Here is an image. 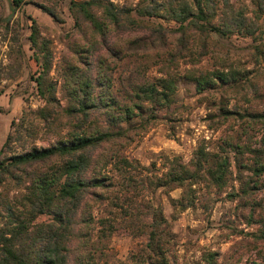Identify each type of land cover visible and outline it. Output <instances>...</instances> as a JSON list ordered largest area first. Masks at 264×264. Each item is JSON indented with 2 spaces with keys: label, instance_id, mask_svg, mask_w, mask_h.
I'll return each mask as SVG.
<instances>
[{
  "label": "rangeland",
  "instance_id": "1",
  "mask_svg": "<svg viewBox=\"0 0 264 264\" xmlns=\"http://www.w3.org/2000/svg\"><path fill=\"white\" fill-rule=\"evenodd\" d=\"M10 1L0 0V133L3 134L0 148L6 133L11 132L13 137L7 147H3L2 154L19 152L30 145H49L75 129L73 124L79 122L80 116L65 111L72 102L70 84L66 82L68 75L71 79L79 74L91 79V95L99 105L88 108L90 121L86 125L93 122L107 125L110 115L117 117L122 105L103 106L100 97L113 93L119 103L132 106L134 98L124 89L130 90L129 70L138 62L146 77L164 76L162 64L155 59L159 54L166 55L167 51L179 53L176 63L169 68L174 88L168 102L152 105L143 102L138 109L133 107L130 118L114 124L125 131V136L113 137L91 150L96 165L94 168L92 165L86 175L115 150L134 158L143 173H160L168 158L176 156L178 161L187 162L198 143L215 147L227 123L207 125L210 113L215 115L218 106L235 104L240 108L264 109V14L256 0H216L217 14L226 13L228 19L234 15V21L241 20L242 26L223 36L191 26L186 30L185 48L178 40V32L164 31L158 38L148 27L161 24L172 28L177 26L176 21L133 11L136 2L146 0H111L118 6L131 7L130 15L141 22L120 18L117 24L105 25L103 37L85 20L80 21L79 28L75 26L70 9L74 0H23L14 8ZM42 5L53 9L58 18L45 12ZM30 19L35 20L39 36L48 39L51 51L50 68L41 82L45 97L40 95L35 81L41 67L34 60L27 38ZM218 19L216 16L213 21L218 22ZM5 21H9L7 29ZM137 36L151 41H138L136 47H130L127 40ZM108 49H121V59L115 60ZM71 67L77 68L72 74ZM217 70L226 72L229 81H216L198 90L189 78L190 75L207 78ZM231 75L235 80L230 79ZM104 77H109V81ZM247 80L252 82V87ZM232 81L237 83L234 85ZM107 82L108 87L102 84ZM50 84L54 99L48 103ZM45 106L50 115L44 121L34 111ZM228 153L231 155L230 151ZM230 164L234 176L231 156ZM109 165L101 170L109 169ZM52 169L43 167L46 173ZM13 183L8 178L0 183V223L6 219L7 203L15 204L18 209L22 207L20 194L25 192L26 182L18 186ZM192 187L195 196L190 205L178 202L183 194L181 187L168 191L162 187L145 188L140 196L142 204L160 207L166 220L159 235L160 254L146 249V234L139 225H130L120 216L109 231H102L96 218L107 215L105 200L95 202L89 196L84 197L75 216L68 263L206 264L204 256L208 251L215 252L216 264L264 261V238L253 236L258 228H264L262 222H256L259 217L264 219V189L242 201L240 193L228 195L230 191L239 192L238 180L234 177L222 189L204 182H196ZM182 200L185 203L186 200ZM250 201L257 204L251 207ZM244 202L246 206L242 205ZM251 212L254 222L247 221ZM50 217L48 213H41L33 222L48 221ZM149 220L147 216L143 222Z\"/></svg>",
  "mask_w": 264,
  "mask_h": 264
},
{
  "label": "trees",
  "instance_id": "2",
  "mask_svg": "<svg viewBox=\"0 0 264 264\" xmlns=\"http://www.w3.org/2000/svg\"><path fill=\"white\" fill-rule=\"evenodd\" d=\"M22 2L23 0H11L10 4L14 8ZM256 4L264 14V0H256ZM41 7L52 17L58 18L53 9L45 5ZM70 9L75 26L79 28L80 21L85 20L91 29L102 37L105 25L117 24L120 18L130 22H141V19L130 15L131 7L118 6L111 0H74L70 3ZM133 11L138 15H158L176 21L177 26L172 28L163 27L161 24L148 27L157 33L158 38L162 37L164 31L178 32V40L183 48L186 44V30L191 26L205 33L213 30L220 36L242 26L241 20L234 21V15L230 19L225 17L226 13L218 15L216 0L138 1L134 4ZM216 16H219L218 22L213 21ZM30 20L27 38L34 60L41 67L35 81L40 95L45 97L41 82L50 68L51 51L48 39L39 36L35 20ZM233 21L234 25H231ZM4 26L7 29L9 21H5ZM146 40L151 41L146 37L137 36L128 39L126 43L130 47H136L138 41ZM108 51L115 60H120L123 55L121 49ZM178 54L167 51L166 55H157L159 58L155 59V62L162 64V73L166 76L154 79L144 75L140 63L133 65L127 74L130 90L124 88L125 92L134 98L132 106L119 103L111 91L112 94L100 97L103 106L115 108L122 105L119 115L116 117L111 114L107 125L95 122L86 125V122L90 121L88 108L99 104L95 103V98L91 95V79L79 74L77 78H69L71 75L66 78L67 84H70L72 102L65 111L80 116L79 122L73 124L75 129H71L68 136L46 146L30 145L19 152L5 155L2 154L3 147H7L13 137L11 132L6 133L0 148V183L8 178L13 180L14 186L24 181L26 184L25 192L20 194L21 209L11 203L5 206L6 219L0 223V264H69V242L75 234V216L86 196L95 202L105 200L104 208L107 215L96 218L102 231L104 229L109 231V228L114 226L113 222L120 216L130 225H139L146 234V249L160 254L159 235L166 220L160 207L140 202L143 198L140 196L145 188L162 187L168 191L181 187L183 194L178 202L182 205L192 204L195 196L192 184L196 182H204L208 186L213 185L222 189L234 177L238 180L239 192L230 191L228 195L238 196L240 193L242 201L264 189V109L252 106L240 108L235 104L229 107L218 106L215 115L210 113L207 125L219 126L227 122L224 131L217 138L214 148L198 143L187 162H180L173 156L166 159L167 164L160 173H143L134 158L115 150L110 151L102 162L98 163L96 170L86 175L89 168L96 165L93 163L91 150L113 137L125 136V131L114 124L130 118L133 107L138 109L143 102L150 105L168 102L174 88V82L169 78V68L176 63ZM75 70L76 67H71L70 74ZM189 78L195 82L198 90L216 81H229L226 72L221 70L215 71L207 78L203 75H190ZM234 78L231 75L230 79L235 80ZM104 80L109 81V77H104ZM247 81L252 87V82ZM234 82L232 81L235 85L237 82ZM102 84L108 87V82ZM49 94L46 96L48 103L54 99L52 84L49 85ZM261 96L258 97L262 99ZM34 113L44 121L50 115L46 106L38 107ZM230 156L234 176L230 167ZM108 164L109 169L102 171L101 168ZM50 166L53 168L52 171L46 173L43 167ZM182 199L186 200L185 203ZM255 204H257L255 201H250L251 207ZM242 205L246 206L247 203L244 202ZM41 213L50 214V219L33 222ZM147 216H150V220L143 222ZM254 220L252 212L247 215L248 222ZM256 222L264 224L263 217H259ZM253 236L255 239L264 238V228H258V232L253 233ZM214 254L213 251L206 253L204 256L206 264H216ZM244 264H264V261H249Z\"/></svg>",
  "mask_w": 264,
  "mask_h": 264
},
{
  "label": "crops",
  "instance_id": "3",
  "mask_svg": "<svg viewBox=\"0 0 264 264\" xmlns=\"http://www.w3.org/2000/svg\"><path fill=\"white\" fill-rule=\"evenodd\" d=\"M2 139H3V134L0 133V144L2 142Z\"/></svg>",
  "mask_w": 264,
  "mask_h": 264
}]
</instances>
